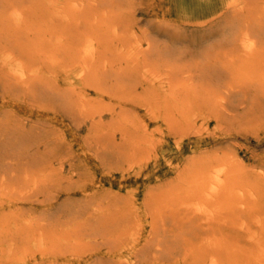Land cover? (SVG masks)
<instances>
[{
    "label": "rangeland",
    "instance_id": "374dc122",
    "mask_svg": "<svg viewBox=\"0 0 264 264\" xmlns=\"http://www.w3.org/2000/svg\"><path fill=\"white\" fill-rule=\"evenodd\" d=\"M240 2L0 0V264H264V53H219Z\"/></svg>",
    "mask_w": 264,
    "mask_h": 264
},
{
    "label": "bare ground",
    "instance_id": "6f19581e",
    "mask_svg": "<svg viewBox=\"0 0 264 264\" xmlns=\"http://www.w3.org/2000/svg\"><path fill=\"white\" fill-rule=\"evenodd\" d=\"M117 1V0H116ZM200 1V0H199ZM212 1V0H211ZM221 2V1H220ZM181 3V2H180ZM179 3V4H180ZM204 3V2H203ZM171 4V3H170ZM215 4V3H214ZM203 5V4H202ZM88 8H89V5H86ZM172 6V5H171ZM214 6V5H213ZM219 6V5H218ZM173 7V6H172ZM175 7V6H174ZM177 7V6H176ZM179 7V6H178ZM186 8V7H185ZM173 9V8H172ZM175 9V8H174ZM181 9V8H180ZM212 9V8H211ZM257 9H261L262 11H264V0H241V2L239 3V5H237V6H235V7H232L231 6V8H224L223 10H221L220 11V18L221 17H223L226 13H229V12H232V13H235L236 15L237 14H240V16L242 15L243 17L242 18H239L238 19V17L237 18H233V19H231V21L230 22H228V24L226 25V27H224L225 28V30L226 31H228L229 30V33L228 34H226V36L224 35L223 37V42L222 43H220L219 44V46H220V48H221V50H220V52L219 53H221V54H223V55H228V56H235V55H237V57L238 56H241V57H246V58H255V57H257V56H259V55H261V54H263L264 53V25L263 24H261V23H256L255 22V20H253V18H252V16H251V12L253 11V10H257ZM13 10V9H12ZM214 9H212L211 11H213ZM219 10V9H218ZM177 11V10H176ZM210 11V12H211ZM13 12V11H12ZM180 12V11H179ZM181 12H182V10H181ZM180 12V13H181ZM189 12V11H188ZM175 13V12H174ZM180 13H179V16H180ZM184 13V12H183ZM182 13V14H183ZM21 14H22V12L21 11H19V10H15V13H14V16H15V18H19L20 16H21ZM111 14V16H112V12L110 13ZM177 14H178V12H177ZM185 14V13H184ZM209 15H210V13H209ZM208 14H207V16H209ZM113 16H115V15H113ZM176 16V15H175ZM189 16V15H188ZM201 16V15H200ZM71 17V16H70ZM185 17H186V15H185ZM199 17V16H198ZM197 17V18H198ZM72 18V17H71ZM117 18V17H116ZM206 19H207V17H205ZM73 19V18H72ZM187 19H189L188 17H187ZM192 19V18H191ZM261 19V18H260ZM193 20V19H192ZM199 20V19H198ZM203 20H204V18H203ZM233 20H235V21H233ZM190 21V20H189ZM264 21V20H263ZM192 22V21H191ZM114 24V23H113ZM115 25V24H114ZM116 26V25H115ZM161 30V29H160ZM212 31V30H211ZM215 32V31H214ZM74 39V38H73ZM148 44V43H147ZM27 45V44H26ZM146 50H148V49H146ZM182 51V50H181ZM75 52V51H74ZM137 52V51H136ZM71 53V52H70ZM86 54H90V51L89 50H86V52H85ZM97 53V52H96ZM181 53V52H180ZM185 53V52H184ZM216 53V52H215ZM148 54V53H147ZM149 55V54H148ZM159 55V54H158ZM216 55V54H215ZM81 58V57H80ZM256 59V58H255ZM18 59H15V62H17L18 63ZM87 61V60H86ZM232 61V60H231ZM14 63V62H13ZM261 63V62H260ZM191 64V63H190ZM193 64V63H192ZM81 65V64H80ZM18 68L15 70V72L16 73H18L19 75L18 76H20L19 78L20 79H24L26 76H27V72H26V70H25V68L22 66V64L19 62L18 63ZM172 66H173V64H172ZM181 67V66H180ZM175 71H176V69H175ZM178 71V70H177ZM180 71V70H179ZM205 71H206V69H205ZM205 71H204V73H205ZM180 72H182V71H180ZM195 72V71H194ZM153 74V73H152ZM172 74V73H171ZM170 74V75H171ZM205 75V74H204ZM206 76V75H205ZM81 77V76H80ZM182 77V76H181ZM207 77V76H206ZM81 79V78H80ZM84 80H85V78H84ZM49 82V81H48ZM97 82V81H96ZM178 82H179V80H178ZM180 83V82H179ZM84 84V83H83ZM123 85V84H122ZM183 85H184V83H183ZM196 85V84H195ZM83 86V85H82ZM99 86V85H98ZM173 86V85H172ZM181 87V86H180ZM100 88V87H99ZM116 88V87H115ZM187 87H185V89H186ZM211 88V87H210ZM94 90V89H93ZM137 90V89H136ZM189 90V89H188ZM216 90V89H215ZM183 91V90H182ZM186 91H187V89H186ZM236 91V90H235ZM240 91H241V89H240ZM245 91V90H244ZM51 92V91H50ZM70 93V92H69ZM263 93V92H262ZM74 94V93H73ZM103 94H104V92H103ZM75 95V94H74ZM170 95V94H169ZM223 96V95H222ZM79 97V96H78ZM184 97V96H183ZM226 97H228V96H226ZM80 98V97H79ZM173 98V97H172ZM185 98V97H184ZM89 99V98H88ZM86 100V99H85ZM187 100V99H186ZM221 100V99H220ZM224 100H226V99H224ZM188 101V100H187ZM205 101V100H204ZM211 101V100H210ZM209 101V102H210ZM216 101V100H215ZM214 101V102H215ZM219 101V100H218ZM178 102V101H177ZM186 102V101H185ZM207 102H208V100H207ZM228 102V101H227ZM78 103V102H77ZM82 103H84V102H82ZM85 103H88V102H85ZM211 103V102H210ZM80 104V103H79ZM217 104V103H216ZM100 105H103V104H100ZM99 105V106H100ZM170 105V104H169ZM78 106V105H77ZM120 106V105H119ZM86 107H87V105H86ZM179 108H180V106H179ZM89 109V108H88ZM92 109H94V108H92ZM100 109V108H99ZM177 109V108H176ZM79 110V109H78ZM90 110H91V108H90ZM90 110H88L89 112L88 113H90ZM79 112V111H78ZM85 112V111H84ZM113 112V111H112ZM93 113V112H92ZM91 113V114H92ZM96 113H98V112H96ZM181 113H184V112H181ZM180 113V114H181ZM83 116H85L84 115V113H81ZM232 114V113H231ZM89 115V114H88ZM98 115V114H97ZM182 115V114H181ZM183 115H185V114H183ZM233 115V114H232ZM79 116V115H78ZM92 116V115H91ZM94 116V115H93ZM2 117V116H1ZM87 117H89V116H87ZM187 117V116H186ZM76 118V117H75ZM74 118V119H75ZM9 119V118H8ZM17 119V118H16ZM77 119V118H76ZM75 119V120H76ZM12 120V119H11ZM70 120V119H69ZM87 120H89V119H87ZM71 121V120H70ZM142 121V120H141ZM80 122V121H79ZM99 123V122H98ZM105 123V122H104ZM1 127H3V126H1ZM8 127V126H7ZM132 127V126H131ZM137 127V126H136ZM198 128V127H197ZM5 129V128H4ZM228 129H230V128H228ZM202 130V129H201ZM10 131V130H9ZM19 131V130H18ZM203 132V131H202ZM15 133V132H14ZM17 134H19V133H17ZM100 136V135H99ZM215 142V141H214ZM104 146V145H103ZM46 153V152H45ZM101 156V155H100ZM113 159V158H112ZM41 160H42V158H41ZM103 160V159H102ZM101 160V161H102ZM42 161H44V160H42ZM33 162V161H32ZM221 162H223V161H221ZM189 163V162H188ZM46 165V164H45ZM2 168V167H1ZM29 168H30V166H29ZM10 169V168H9ZM46 169V168H45ZM39 170V169H38ZM192 170H195V169H192ZM15 171V170H14ZM27 171V170H26ZM224 171H225V168L222 166V167H220V168H218V169H216V172L215 173H212V174H214V177H213V185L210 187V191H209V193H208V198H213L215 195H217L220 191H221V189L223 188V186L225 185V181H223V174H224ZM7 172V171H6ZM25 172V171H24ZM196 172H197V170H196ZM10 173V172H9ZM13 173V172H12ZM15 173V172H14ZM26 173H28V172H26ZM46 173V172H45ZM51 173V172H50ZM49 173V174H50ZM76 173V172H75ZM193 173H195V172H193ZM5 174V173H4ZM48 174V173H47ZM11 175V174H10ZM19 175V174H18ZM178 175V174H177ZM263 175V174H262ZM15 176H16V174H15ZM192 176V175H191ZM49 177V176H48ZM178 177V176H177ZM193 177H195V174H194V176ZM6 178V177H5ZM17 178V177H16ZM196 178H198V177H196ZM18 179V178H17ZM180 179V178H179ZM192 179V178H191ZM203 179L205 180V178L203 177ZM27 180V179H26ZM31 180V179H30ZM48 180V179H47ZM49 180H50V178H49ZM75 180V179H74ZM199 180V179H198ZM202 179H200V182H202L201 181ZM19 181V180H18ZM25 181V180H24ZM22 182V181H21ZM205 182V181H204ZM27 183V182H26ZM239 183V182H238ZM23 184V183H22ZM39 184V183H38ZM209 184V183H208ZM242 185V184H241ZM37 186V185H36ZM189 187H191V185L189 186ZM197 187H198V185H197ZM242 187V186H241ZM10 188V187H9ZM207 188V187H206ZM14 189V188H13ZM114 190V189H113ZM241 190H242V188H241ZM11 191V190H10ZM16 191V190H15ZM247 193V192H246ZM249 193V192H248ZM115 197V196H114ZM121 198V197H120ZM25 199V198H24ZM103 204V203H102ZM127 204V203H126ZM104 205V204H103ZM100 208H102V207H100ZM145 208V207H144ZM215 208V207H214ZM198 211H204V209H203V206H197V208H196ZM188 210H189V208H188ZM216 211L218 210V209H215ZM156 211V210H155ZM215 212V211H214ZM153 213V212H152ZM216 213H218V212H216ZM158 213H156V215H157ZM180 214V213H179ZM178 214V215H179ZM194 214V213H193ZM154 215H155V213H154ZM158 216V215H157ZM168 216V215H167ZM105 217V216H104ZM180 217V216H179ZM182 217V216H181ZM180 217V218H181ZM183 218V217H182ZM4 219V218H3ZM76 219V218H75ZM104 219V218H103ZM157 219H159V218H157ZM52 220H53V218H52ZM55 220H58V218L57 219H55ZM67 220V219H66ZM180 220V219H179ZM50 221V220H49ZM74 221H77V219L76 220H74ZM56 222V221H55ZM218 222V221H217ZM216 222V223H217ZM57 223V222H56ZM175 223V222H174ZM219 223V222H218ZM58 225H59V221H58ZM220 225V224H219ZM59 227H61V226H59ZM175 227V226H174ZM247 230V229H246ZM82 233V232H81ZM251 233V232H250ZM253 234V233H252ZM251 234V235H252ZM65 235V234H64ZM66 237V236H65ZM228 237V236H227ZM253 238H254V236H252ZM256 237V236H255ZM76 239H78V238H76ZM246 240V239H245ZM229 241V240H228ZM244 241V240H243ZM227 243V242H226ZM233 245V244H232ZM81 246V245H80ZM237 245H234V247H236ZM52 249V248H51ZM250 250H252V249H250ZM260 252V251H259ZM54 253V252H53ZM65 254V253H64ZM63 254V255H64ZM259 254V253H258ZM257 254V255H258ZM254 255H255V253H254ZM264 255V254H263ZM259 257H260V255H259ZM246 258H248V256L246 257ZM250 258V257H249ZM205 260V259H204ZM227 260H229V257H228V259ZM210 262V261H209ZM231 264V263H230Z\"/></svg>",
    "mask_w": 264,
    "mask_h": 264
}]
</instances>
